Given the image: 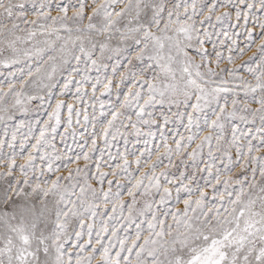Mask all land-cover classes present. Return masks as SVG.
<instances>
[{"label": "snow or ice", "instance_id": "obj_1", "mask_svg": "<svg viewBox=\"0 0 264 264\" xmlns=\"http://www.w3.org/2000/svg\"><path fill=\"white\" fill-rule=\"evenodd\" d=\"M0 264H264V0H0Z\"/></svg>", "mask_w": 264, "mask_h": 264}]
</instances>
